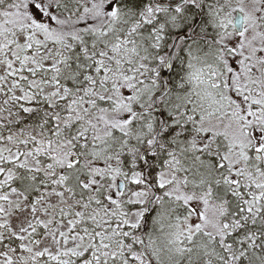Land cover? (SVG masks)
I'll return each instance as SVG.
<instances>
[{
    "label": "snow or ice",
    "instance_id": "1",
    "mask_svg": "<svg viewBox=\"0 0 264 264\" xmlns=\"http://www.w3.org/2000/svg\"><path fill=\"white\" fill-rule=\"evenodd\" d=\"M0 264H264V0H0Z\"/></svg>",
    "mask_w": 264,
    "mask_h": 264
}]
</instances>
